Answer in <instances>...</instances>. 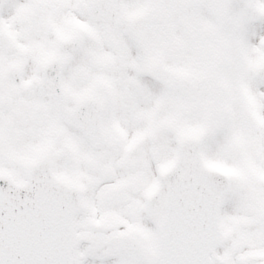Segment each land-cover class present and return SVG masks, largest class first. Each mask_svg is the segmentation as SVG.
Listing matches in <instances>:
<instances>
[{"label":"snow or ice","instance_id":"snow-or-ice-1","mask_svg":"<svg viewBox=\"0 0 264 264\" xmlns=\"http://www.w3.org/2000/svg\"><path fill=\"white\" fill-rule=\"evenodd\" d=\"M0 264H264V0H0Z\"/></svg>","mask_w":264,"mask_h":264}]
</instances>
